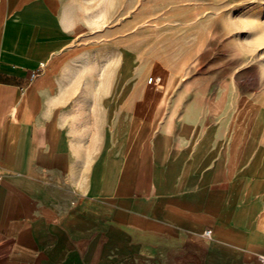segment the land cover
<instances>
[{
	"label": "crops",
	"instance_id": "crops-1",
	"mask_svg": "<svg viewBox=\"0 0 264 264\" xmlns=\"http://www.w3.org/2000/svg\"><path fill=\"white\" fill-rule=\"evenodd\" d=\"M77 1L0 0V264H264V109L97 75Z\"/></svg>",
	"mask_w": 264,
	"mask_h": 264
},
{
	"label": "rangeland",
	"instance_id": "rangeland-1",
	"mask_svg": "<svg viewBox=\"0 0 264 264\" xmlns=\"http://www.w3.org/2000/svg\"><path fill=\"white\" fill-rule=\"evenodd\" d=\"M77 2L97 75L105 60L119 75L123 61L129 76H144L146 91L166 89L172 75L202 89L220 75V87L238 93L241 107L264 109V0ZM155 75L160 86L149 83Z\"/></svg>",
	"mask_w": 264,
	"mask_h": 264
},
{
	"label": "built area",
	"instance_id": "built-area-1",
	"mask_svg": "<svg viewBox=\"0 0 264 264\" xmlns=\"http://www.w3.org/2000/svg\"><path fill=\"white\" fill-rule=\"evenodd\" d=\"M149 83H153V84H155V85H161V83H162V77L161 76H157V75H155V76H152V77H150V79H149ZM204 235L206 236V237H210L211 236V230H206L205 232H204Z\"/></svg>",
	"mask_w": 264,
	"mask_h": 264
}]
</instances>
